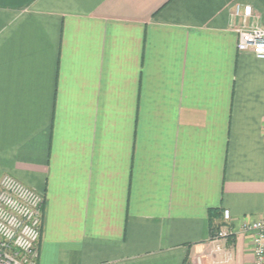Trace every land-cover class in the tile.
<instances>
[{"label":"crops","instance_id":"obj_1","mask_svg":"<svg viewBox=\"0 0 264 264\" xmlns=\"http://www.w3.org/2000/svg\"><path fill=\"white\" fill-rule=\"evenodd\" d=\"M236 4L264 25V0H0V180L46 196L39 264H254L264 60Z\"/></svg>","mask_w":264,"mask_h":264},{"label":"built area","instance_id":"obj_2","mask_svg":"<svg viewBox=\"0 0 264 264\" xmlns=\"http://www.w3.org/2000/svg\"><path fill=\"white\" fill-rule=\"evenodd\" d=\"M232 15L243 18L242 24L234 26L238 50L252 52L264 60V25L248 23L252 10L243 12L241 4H236ZM45 200L43 192L12 174L3 175L0 180V264H39ZM223 222L211 236L218 249L233 233L229 209L223 210ZM240 230L253 237L254 264H264V217L255 221L246 218Z\"/></svg>","mask_w":264,"mask_h":264},{"label":"trees","instance_id":"obj_3","mask_svg":"<svg viewBox=\"0 0 264 264\" xmlns=\"http://www.w3.org/2000/svg\"><path fill=\"white\" fill-rule=\"evenodd\" d=\"M220 215L219 211L211 212V220L216 219Z\"/></svg>","mask_w":264,"mask_h":264}]
</instances>
